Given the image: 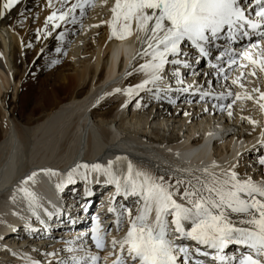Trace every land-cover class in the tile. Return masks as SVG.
Instances as JSON below:
<instances>
[{"label":"snow or ice","instance_id":"snow-or-ice-1","mask_svg":"<svg viewBox=\"0 0 264 264\" xmlns=\"http://www.w3.org/2000/svg\"><path fill=\"white\" fill-rule=\"evenodd\" d=\"M20 3L0 0V20L9 17ZM91 4L92 0H44L48 14L43 27L35 30V40L55 32V39L63 43L69 34L67 26L82 23ZM18 16L29 18L23 11ZM30 18L35 20V16ZM101 25L110 28L109 39L135 36L140 45L127 75L142 74L141 80L104 94L123 92L126 97L132 96L131 101L125 99L122 108L131 103L145 108L153 102L175 104L180 100L172 99L175 93L191 92L197 98L195 102L205 103L204 112L209 111L206 102L212 100L213 114L227 111L231 118L233 105L246 100L264 113V90L259 86L248 90L243 82L246 77L264 80V0H114L110 18ZM21 44L27 49L34 47L31 40L25 43L23 38ZM62 51V47L55 49L56 53ZM44 52L41 47L38 55ZM57 62L53 59L51 65ZM182 70L201 77L202 82L186 84ZM237 70L239 75H232ZM233 86L244 91L234 93ZM216 88L221 90L217 93ZM183 114L189 115L186 111ZM240 119L253 130L260 127L262 139L252 147L264 149V121L251 116ZM242 155L238 152L233 161L174 170L175 175L136 170L127 157L120 155L106 163H77L66 170L69 184L79 182L74 179L77 174L85 183L94 174L96 183L102 177L107 186H114L113 204L117 198L123 202L119 210L112 206L107 211L116 213L117 231L127 216L126 231L120 238L108 239L111 226L102 229L99 218L93 217L87 246L80 236L70 238L77 247L62 248L63 256L56 250L44 252L48 259L32 258L28 264H100L99 252L109 245L112 251L103 257L105 264H264V151L258 152L257 160L251 166L246 164L243 171ZM123 161L126 170L119 167ZM257 165L259 179L248 171ZM40 173L59 180L65 170L41 168ZM36 176L32 171L19 186L30 209L20 218L33 232L63 215L62 209H50L28 190L26 185ZM56 187L59 189L60 184ZM11 199L14 204H22L15 196ZM12 215H19V210ZM33 221L39 227L33 226ZM92 247L98 251L93 252ZM4 251L16 256L8 246Z\"/></svg>","mask_w":264,"mask_h":264},{"label":"bare ground","instance_id":"bare-ground-1","mask_svg":"<svg viewBox=\"0 0 264 264\" xmlns=\"http://www.w3.org/2000/svg\"><path fill=\"white\" fill-rule=\"evenodd\" d=\"M113 3L114 0H92L82 23L67 26L69 34L64 41L67 47L62 48V53L54 51L52 54L57 64L51 65L48 62V70L36 74V68L31 67L33 62L38 58L42 61L50 50L62 44L55 39V32L39 41L35 40V30L43 27L48 14L44 0H21L9 17L0 20V167L10 159L9 152L13 146H16V156L20 162L11 181L0 177V264H28L32 258L46 260L48 258L42 254L53 250L57 251L58 256H63L60 250L77 247L70 238L83 232H87L80 235L85 246L90 243L88 234L91 222L59 225L53 220L51 228L44 226L40 231H29V225L24 224L20 218L30 212L28 198L19 191V186L20 181L32 171H36L37 176L26 185L30 192L51 209L58 205L56 195L54 199L52 196L58 190L60 200L72 199L68 207V210H72L66 213H75L78 211L73 208L76 198L85 196V189L88 193L86 196L93 195L92 185L95 183L94 174L90 178L92 181L87 183L77 174L74 179L79 182L69 184L66 170L75 167L77 163H106L120 155L127 157L136 170H146L157 175L171 172L175 175L177 173L174 170L178 169H195L210 165L212 161H233L236 154L241 152L240 169L243 171L246 164L251 166L257 160L258 152L264 151L252 147L262 139L257 138L260 127L253 130L246 121L241 122L240 119L241 116H251L264 121V113L251 101H237L233 105V117L229 118L227 111L217 110L213 114L212 100L206 102L209 111L204 112L205 103L195 102L197 98L192 93L185 95L177 92L172 99L180 97L178 103L153 102L147 108L137 107L134 103L122 108L125 99L133 100L132 96L126 97L123 92L105 96L114 87L124 88L142 78V74L126 77L130 65L117 72L109 64V57L113 59L114 54L119 56L126 53L132 56L140 47L131 44L130 40H126L127 37L118 44L114 38L109 39L110 28L101 25V21L110 18ZM21 11L29 18H20L18 13ZM32 16H35L34 21L30 18ZM77 19L79 21L80 17ZM22 38L25 43L31 40L34 47L23 48ZM41 47L45 49L42 56L38 55ZM21 63L26 64L28 75L18 87L16 77ZM186 73L187 77L191 75ZM232 75H239V71ZM183 78L186 84L190 83L186 77ZM249 80L253 82L249 83ZM197 81L202 82V78L198 77ZM243 82L248 90L257 86L264 90V80L255 81L254 78L246 77ZM220 90L216 88L215 91L218 93ZM232 91L243 92L244 89L233 86ZM184 111L189 115L185 116ZM233 126L237 127V133ZM124 163L126 161L120 164ZM41 168L65 170V174L57 180L40 173ZM248 171L249 174H255L256 179L260 178L258 165L250 167ZM57 183L60 184L59 189ZM102 184L97 183L94 189L101 186L100 191L106 198L115 195L114 187H106L104 182ZM13 196L22 204H14L11 199ZM119 200L118 208L123 202ZM17 209L19 215H12ZM109 217L113 218L114 215H108L104 220ZM5 220L8 221L7 225ZM104 220H99L102 229L109 226ZM108 222L112 223V219ZM32 224L39 227L34 221ZM127 224L128 218L125 216L119 231L116 226L110 229L108 239L113 236L122 237ZM45 228L49 230L45 231ZM4 246H8L9 252L15 250L16 256L5 252ZM94 249L92 247L93 252ZM110 251L112 249L109 245L99 254L103 259ZM111 259L114 257H109ZM100 264H105V261Z\"/></svg>","mask_w":264,"mask_h":264},{"label":"rangeland","instance_id":"rangeland-1","mask_svg":"<svg viewBox=\"0 0 264 264\" xmlns=\"http://www.w3.org/2000/svg\"><path fill=\"white\" fill-rule=\"evenodd\" d=\"M44 13V12H43ZM29 24V23H28ZM60 47H62V48H66L67 46L64 44V42L61 44V46ZM51 51V52H50ZM49 52H48V55H46V57L42 60V61H39L40 59L38 58L37 59V61L35 62H33V65L31 66L32 68H36V71H35V74L36 73H42V71L43 72H45V71H47L48 69H47V65H46V63L48 64V62H51L52 60H53V58H54V55H52L53 54V52L55 51V50H50ZM38 62V63H37ZM47 66V67H46ZM26 67V64H23V63H21V65H20V72H19V74L17 75V77H16V79L18 80L17 81V86L18 87H20V85H21V83H22V80H23V78H25V76H27L28 75V70H27V68H25ZM37 68H39V70L37 69ZM88 86H89V84L86 86V88H85V90H84V92L87 90V88H88ZM13 94H14V89H12V91H11V98H13ZM72 157V156H71ZM72 158H74V156L72 157ZM71 158V159H72Z\"/></svg>","mask_w":264,"mask_h":264}]
</instances>
